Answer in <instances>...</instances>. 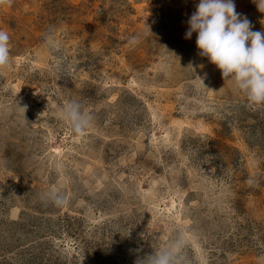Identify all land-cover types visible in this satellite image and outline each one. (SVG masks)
<instances>
[{
  "label": "rangeland",
  "instance_id": "1",
  "mask_svg": "<svg viewBox=\"0 0 264 264\" xmlns=\"http://www.w3.org/2000/svg\"><path fill=\"white\" fill-rule=\"evenodd\" d=\"M198 2L0 3V264H139L181 237L184 264H264V107L185 39Z\"/></svg>",
  "mask_w": 264,
  "mask_h": 264
},
{
  "label": "clouds",
  "instance_id": "2",
  "mask_svg": "<svg viewBox=\"0 0 264 264\" xmlns=\"http://www.w3.org/2000/svg\"><path fill=\"white\" fill-rule=\"evenodd\" d=\"M256 5L264 13V0ZM187 25L185 39L196 33L198 54L215 65L222 78L233 81L250 107H264V31L252 30L251 22L236 11L234 0H199ZM129 43L135 45L138 40L134 36ZM8 67H11L10 36L0 29V69ZM59 116L74 134H83L93 122L92 114L77 100L67 101ZM44 198L57 207L67 203L60 191H49ZM183 247L181 237L152 251L139 264H184Z\"/></svg>",
  "mask_w": 264,
  "mask_h": 264
}]
</instances>
